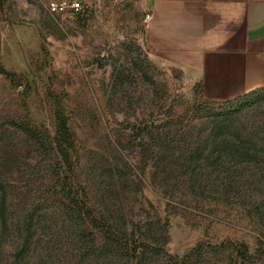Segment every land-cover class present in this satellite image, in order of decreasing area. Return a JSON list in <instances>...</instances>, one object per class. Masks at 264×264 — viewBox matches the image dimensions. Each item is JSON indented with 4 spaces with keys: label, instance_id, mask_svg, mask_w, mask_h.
<instances>
[{
    "label": "rangeland",
    "instance_id": "obj_1",
    "mask_svg": "<svg viewBox=\"0 0 264 264\" xmlns=\"http://www.w3.org/2000/svg\"><path fill=\"white\" fill-rule=\"evenodd\" d=\"M147 12L0 0L2 264H129L132 234L153 264H264V89L209 100Z\"/></svg>",
    "mask_w": 264,
    "mask_h": 264
},
{
    "label": "crops",
    "instance_id": "obj_2",
    "mask_svg": "<svg viewBox=\"0 0 264 264\" xmlns=\"http://www.w3.org/2000/svg\"><path fill=\"white\" fill-rule=\"evenodd\" d=\"M152 57L212 101L264 87V0H148Z\"/></svg>",
    "mask_w": 264,
    "mask_h": 264
},
{
    "label": "trees",
    "instance_id": "obj_3",
    "mask_svg": "<svg viewBox=\"0 0 264 264\" xmlns=\"http://www.w3.org/2000/svg\"><path fill=\"white\" fill-rule=\"evenodd\" d=\"M264 89V87H263ZM254 91V90H253ZM246 95V94H245ZM240 97V95L238 97H236L237 99ZM11 125L14 126L16 129L23 131L25 134H27L28 136H30L31 138H35L36 133L35 130L26 125L25 123L21 122V123H17V122H11ZM62 127H64L66 129V123L63 122ZM0 190L3 192V196H2V201H1V205H2V216H3V212L5 211V204H6V194H5V186L3 184V181L0 177ZM69 197H71L70 194H68ZM139 241V242H138ZM146 240L140 241L139 239H135V235L132 234L131 237V251H132V256L129 257V264H132L133 262H140L143 264H153V260H151V258L148 256L147 254V248H146V244H145ZM105 245L107 246V248L109 249H113L116 248L117 246L114 240H110V241H105ZM112 247V248H111ZM195 251L199 252V256L200 254H202L203 250L201 248V246H199L198 248L195 249ZM187 258V257H186ZM170 262L172 264H177L180 262V260L173 261L172 259L170 260ZM0 264H2L1 260H0Z\"/></svg>",
    "mask_w": 264,
    "mask_h": 264
},
{
    "label": "built area",
    "instance_id": "obj_4",
    "mask_svg": "<svg viewBox=\"0 0 264 264\" xmlns=\"http://www.w3.org/2000/svg\"><path fill=\"white\" fill-rule=\"evenodd\" d=\"M41 6L50 15L63 18L72 15H81L96 5L97 0H31ZM153 18L150 12L145 14V21L149 22Z\"/></svg>",
    "mask_w": 264,
    "mask_h": 264
}]
</instances>
